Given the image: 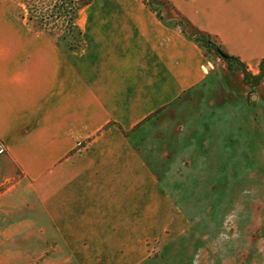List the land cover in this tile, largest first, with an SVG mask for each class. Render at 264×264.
Returning a JSON list of instances; mask_svg holds the SVG:
<instances>
[{
  "label": "crops",
  "instance_id": "crops-1",
  "mask_svg": "<svg viewBox=\"0 0 264 264\" xmlns=\"http://www.w3.org/2000/svg\"><path fill=\"white\" fill-rule=\"evenodd\" d=\"M165 1L259 72L264 0ZM20 2L0 0V246L47 228L62 244L87 246L77 258L70 251L79 264H139L149 257L139 246L179 216L132 136L235 71L143 0H92L78 19L85 45L73 52L60 49L58 29L38 32L16 16ZM107 230L122 232L107 241Z\"/></svg>",
  "mask_w": 264,
  "mask_h": 264
},
{
  "label": "rangeland",
  "instance_id": "rangeland-1",
  "mask_svg": "<svg viewBox=\"0 0 264 264\" xmlns=\"http://www.w3.org/2000/svg\"><path fill=\"white\" fill-rule=\"evenodd\" d=\"M147 2L167 20L180 18L164 0ZM19 5L16 16L38 32L58 29L60 49L66 50L62 36L67 18L57 17L60 5L69 8L66 1L21 0ZM186 32L191 35L190 29ZM239 73L220 77L211 95L206 90L197 93L199 99L191 107L185 109L183 103L163 114L159 111L132 136L145 142L136 150L148 160L149 171L161 177L163 192L179 216L167 234L158 235L162 230L156 229L158 236L139 246L141 254L149 256L139 264H264V81L250 89ZM191 112L188 120L179 117ZM167 153L169 160L164 159ZM154 154L156 161L150 163ZM130 207L121 209L122 219L130 215ZM46 229H33L24 243L0 246L3 264L81 263L70 251L77 258L87 246L62 244L54 230ZM121 232L107 230L105 238L111 241ZM135 235L131 232L129 237L135 240Z\"/></svg>",
  "mask_w": 264,
  "mask_h": 264
},
{
  "label": "trees",
  "instance_id": "trees-1",
  "mask_svg": "<svg viewBox=\"0 0 264 264\" xmlns=\"http://www.w3.org/2000/svg\"><path fill=\"white\" fill-rule=\"evenodd\" d=\"M70 5L69 8L63 5L58 7V13L61 15L57 16L60 18L65 17L67 18L66 26V33L62 36L63 44L66 47L65 52H73V51H80L84 47V39L82 36V31L79 26L76 24V20L78 17L79 10L83 7L89 5L92 0H63ZM146 5H150L147 0H143ZM165 1V0H164ZM67 10V11H64ZM152 11L156 12L158 17L161 20H164V17L155 9L151 8ZM176 11V10H175ZM178 14V13H177ZM179 15V14H178ZM69 18H68V17ZM63 20V24L65 21ZM176 22V23H175ZM170 25L174 26H182V32L189 37L190 39L194 40L195 42L199 43L208 55H216L220 60H222L228 69L235 70L243 75V83L250 89H256L260 84L264 81V60L261 62L259 66V73L253 74L248 67L243 64L239 58L229 55L225 52L221 46L217 44V42L210 36L200 31L196 30L188 21L184 18H178L173 22H169ZM186 29L191 30V35L186 32ZM194 33V34H193ZM193 34V35H192ZM158 113V112H157ZM156 113V114H157ZM154 114L151 118H154ZM127 135V134H126Z\"/></svg>",
  "mask_w": 264,
  "mask_h": 264
}]
</instances>
